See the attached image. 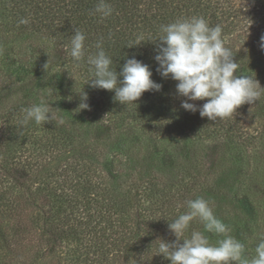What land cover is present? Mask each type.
I'll return each instance as SVG.
<instances>
[{
	"label": "trees",
	"instance_id": "1",
	"mask_svg": "<svg viewBox=\"0 0 264 264\" xmlns=\"http://www.w3.org/2000/svg\"><path fill=\"white\" fill-rule=\"evenodd\" d=\"M107 2L114 12L101 19L93 14L97 0H0V264H171L157 246L176 240L168 225L187 211L185 201L203 197L217 214L220 176L204 170V146L240 150L250 119L264 130V95L231 117L210 121L181 107L186 98L177 94V81L162 78L154 59L160 25L203 17L222 27L238 73L264 87V0ZM21 18L30 22L19 24ZM75 28L86 35L80 62L68 52ZM41 34L50 38L51 49L32 47L28 54L17 44ZM99 40L113 70L119 73L135 56L150 67L161 90L146 91L126 106L114 100V90L91 87L86 58ZM68 72L76 73V84ZM24 86L37 97L6 104L7 93ZM82 91L90 107L79 111ZM40 97L59 109L63 125L21 126L22 108ZM229 154L241 174L240 192L233 195L239 215L220 220L251 258L264 236V213L250 198L252 175ZM191 230L203 231V225L193 221L185 237ZM205 235L212 243L221 238Z\"/></svg>",
	"mask_w": 264,
	"mask_h": 264
},
{
	"label": "clouds",
	"instance_id": "2",
	"mask_svg": "<svg viewBox=\"0 0 264 264\" xmlns=\"http://www.w3.org/2000/svg\"><path fill=\"white\" fill-rule=\"evenodd\" d=\"M113 12L107 0H97L94 5L93 14H99L101 19L110 17ZM29 22L30 18L18 21L19 24ZM159 32L154 56L158 64L156 71L162 78L171 77L177 81V94L186 98L181 101L183 109L199 111L202 118L216 121L231 117L241 105L255 104L264 95V87L255 78L238 73L239 64L234 62L232 51L224 45L220 25L210 26L203 17H182L160 25ZM85 40V33L75 28L68 52L76 62L85 59ZM102 45L103 41L99 40L96 52L86 58L92 74L87 83L90 81L91 87L114 90V100L126 106L135 104L146 91L161 90L162 85L151 79L150 67L135 56L126 59L119 73L113 70L112 58ZM259 47L264 50V35L260 37ZM44 67L47 69L48 63ZM79 94V111L88 109L87 93L82 91ZM197 100L206 102L199 106L189 102ZM21 111V126L29 122L64 124L59 109L51 107L44 98ZM185 204L187 211L171 219L168 225L176 240L165 242L158 239L157 254H162L171 264H264V236L256 244L255 254L248 258L244 254V243L230 234L228 226L215 216L208 200L197 197L185 201ZM195 220L203 225V231L191 230L185 237ZM205 233L221 238L212 243Z\"/></svg>",
	"mask_w": 264,
	"mask_h": 264
},
{
	"label": "rangeland",
	"instance_id": "3",
	"mask_svg": "<svg viewBox=\"0 0 264 264\" xmlns=\"http://www.w3.org/2000/svg\"><path fill=\"white\" fill-rule=\"evenodd\" d=\"M19 42L24 47H27L25 52L28 54L31 52L32 47L36 48L37 51L43 48L51 49L52 47L50 38L46 34L19 40L17 44H20ZM68 76L71 78L73 84L79 81L76 73L68 72ZM7 96L9 99L6 100V104L15 101L17 98L29 97L34 99V97H37L32 86L27 88L24 86L22 89L18 88L17 90L12 89L7 93ZM44 97L48 98V95ZM247 124L249 127L247 131L249 137L241 145L240 150L231 151L227 145L222 143H210L204 146V170L207 168L208 172L219 171L220 181H218V187L221 193L213 202L217 212L215 216L219 219L234 220L239 215L233 195L240 192V188L238 190L236 188L241 174L239 171L236 172L233 169L234 164L230 160V152L235 158V166L244 168L249 175H252L249 190L250 198L264 213V130L253 119L248 120ZM244 186L246 187L247 184H244ZM259 232L262 233L261 229Z\"/></svg>",
	"mask_w": 264,
	"mask_h": 264
}]
</instances>
